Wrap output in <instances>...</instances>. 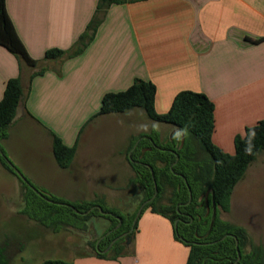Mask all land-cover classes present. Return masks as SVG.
I'll return each instance as SVG.
<instances>
[{
	"label": "crops",
	"instance_id": "crops-1",
	"mask_svg": "<svg viewBox=\"0 0 264 264\" xmlns=\"http://www.w3.org/2000/svg\"><path fill=\"white\" fill-rule=\"evenodd\" d=\"M97 5L98 0H5L19 39L38 65L35 69L21 65L0 46V101L6 83L14 78H21L25 94L2 148L25 174L34 157L53 161L48 132L53 133L67 147L76 146L70 167L60 169L62 173H73L83 160L101 159L107 174L125 175L116 183H101L104 193L74 198L81 202L100 196L115 209L138 205L141 198L140 188L130 184L133 172L126 161L131 138L154 131L165 140L173 128L156 124L142 133L134 126L136 109L95 117L102 97L125 91L135 79L144 80L155 85V110L164 114L178 93H202L214 104L212 143L234 155L235 137L264 120V0H145L113 5L80 55L45 60L49 50L74 49ZM247 39L263 40L254 44ZM42 69L30 81L31 74ZM102 123H125L127 130L121 141L111 137L106 152L93 153L88 138ZM33 134L45 144L44 151L26 157L17 144ZM136 188L139 194H134ZM133 245L132 255L116 261L87 253L70 262L186 264L189 255V248L175 240L169 220L149 209L137 220Z\"/></svg>",
	"mask_w": 264,
	"mask_h": 264
},
{
	"label": "trees",
	"instance_id": "trees-1",
	"mask_svg": "<svg viewBox=\"0 0 264 264\" xmlns=\"http://www.w3.org/2000/svg\"><path fill=\"white\" fill-rule=\"evenodd\" d=\"M139 1L145 0H98L95 16L74 49L70 52L49 50L44 59L61 60L80 55L94 39L99 24L111 6ZM262 40L247 39L254 44ZM0 46L15 56L19 64L31 69L37 67L38 62L28 55L15 31L6 11L5 0H0ZM44 71L42 69L31 74L30 81ZM24 95L22 81L18 77L6 83L0 101V165L20 183L22 215L52 232L69 228L86 231L87 222L92 217L106 219L110 225L103 235L108 231L112 232L97 247V240L90 243V246L96 257L116 261L130 254L126 237L117 240L107 252L102 251L117 236L130 230L139 207L153 197L156 185L157 196L144 206L141 214L149 209L169 220L175 240L189 248L186 264H234L238 254L240 259L237 264H264V248L260 244L252 243L245 228L224 221L219 216L220 212L230 211L234 188L243 179L248 167L264 152V120L247 128L243 136L235 137L234 155H228L212 143L214 104L202 93H178L164 114H158L155 110L156 87L151 82L135 79L125 91L105 94L95 117L141 109L148 120L173 128L165 140L160 139L154 131L131 138L126 161L133 172L130 184L140 188L141 198L134 212L124 215L107 207L99 196L94 200L81 202L46 195L41 198L31 188L33 186L28 179L24 178L22 181L8 166L6 161H10L1 144L8 138L9 129ZM48 134L58 167L67 170L76 154V146L67 147L53 133ZM142 137L145 138L139 141L129 157L135 142ZM189 192L192 198L190 203ZM213 203L216 208L215 215ZM95 206H99L106 214H101ZM91 208L93 209L88 212ZM176 220L179 221L174 229ZM119 221V228L114 230ZM136 229L137 222L129 235L131 239ZM223 237L225 238L222 239ZM0 264H9L4 247H0ZM41 264L72 263L45 260Z\"/></svg>",
	"mask_w": 264,
	"mask_h": 264
},
{
	"label": "rangeland",
	"instance_id": "rangeland-1",
	"mask_svg": "<svg viewBox=\"0 0 264 264\" xmlns=\"http://www.w3.org/2000/svg\"><path fill=\"white\" fill-rule=\"evenodd\" d=\"M134 119V126L140 129L142 133L147 128L155 127L157 124L148 120L141 109H136ZM93 129L95 130L91 132L88 143L89 145L92 144L91 152L95 153L96 151L106 152L107 147L112 143L111 137H116L117 141H121L127 127L125 123H102ZM169 132L170 129H165V133ZM20 135L23 134L18 136ZM27 139L17 145L27 152L26 157L39 156L40 152L44 151L45 144H42L37 134H33ZM18 146L17 148H19ZM263 154L264 152L257 157L255 163L248 167L243 179L234 188L230 211L228 213L220 212L219 216L224 221L245 228L252 243L260 244L264 248ZM102 162L101 159L95 160L93 163H87V160H83L75 166V171L71 174L62 173L54 157L53 161L41 160V157L28 160L31 167L25 171V174L16 168L12 162L11 164L23 178L30 181L32 188L37 193L76 202L74 198H89L96 193H104L100 187L105 186L101 185L105 181L109 180L116 183V179L125 178V175L107 174L102 167ZM0 168L2 169H0V247L5 248V255L9 264H41L45 260L70 262L82 254H94L90 243L95 240L99 241L108 235L109 231L103 235L110 225L108 220L96 216L92 217L87 222L86 231L69 228L68 230L52 232L37 225L21 214L23 202L20 183L15 178L9 177V173L1 165ZM80 181H85L86 185ZM72 183L74 186L71 185ZM138 190L136 188L134 194H139ZM107 207H110L109 203H107ZM135 207H137V203L130 207H116L115 210L117 209L126 215L133 213ZM115 228L118 229L119 226L117 225ZM134 236L132 239H126L129 255L133 254Z\"/></svg>",
	"mask_w": 264,
	"mask_h": 264
},
{
	"label": "water",
	"instance_id": "water-1",
	"mask_svg": "<svg viewBox=\"0 0 264 264\" xmlns=\"http://www.w3.org/2000/svg\"><path fill=\"white\" fill-rule=\"evenodd\" d=\"M145 137H142V138H139L136 142H135V144H134V146H133V148H132V150L129 152V157H130V155H131V153H132V151L137 147V145H138V143H139V141L141 140V139H144ZM7 162V164H8V166L10 167V168H12L13 169V171L15 172V174L22 180V181H24L25 179L23 178V176L20 174V172L10 163V162H8V161H6ZM154 185H155V183H154ZM32 188V187H31ZM33 189V188H32ZM39 194V193H38ZM39 196H41V198H43V196L41 195V194H39ZM157 196V189H156V185H155V192H154V195H153V197L151 198V199H149V200H147V201H145L143 204H141V206L139 207V209H138V211H137V213H136V216H135V219H134V221H133V224H132V227L130 228V230L127 232V233H125V234H123L122 236H119V237H117L116 239H114L112 242H111V244L109 245V247L107 248V250L106 251H108L111 247H112V245L118 240V239H120L121 237H123V236H126L127 234H129V233H131L133 230H134V225H135V223H136V221H137V219L139 218V216H140V214H141V212H142V209L144 208V206L146 205V204H148L149 202H151L155 197ZM191 192H189V200H188V203H190L191 202ZM44 200H46L47 202H50V203H52L51 201H49V200H47V199H44ZM187 203V204H188ZM94 208H96V209H98L99 211H100V213L101 214H106V213H104V212H102L101 211V208L99 207V206H95ZM92 210V209H91ZM91 210H89V212L91 211ZM216 208H215V206H214V203H213V214L215 215V213H216ZM178 221L179 220H176L175 221V223H174V229H176L177 228V223H178ZM120 224H121V222L119 221V224H118V226H120ZM110 233V232H109ZM108 233V234H109ZM230 236V235H229ZM225 237H228V235L227 236H225ZM225 237H223L222 239H224ZM232 237V236H231ZM104 238V237H103ZM103 238H101L99 241H97V244H96V246H98V244H99V242L103 239ZM182 240V239H181ZM236 241V247H237V240H235ZM103 253H105V251L103 252ZM239 259H240V256H239V254H238V258H237V261L234 263V264H237V262L239 261Z\"/></svg>",
	"mask_w": 264,
	"mask_h": 264
},
{
	"label": "flooded vegetation",
	"instance_id": "flooded-vegetation-1",
	"mask_svg": "<svg viewBox=\"0 0 264 264\" xmlns=\"http://www.w3.org/2000/svg\"><path fill=\"white\" fill-rule=\"evenodd\" d=\"M114 230H116V228H114ZM128 231H129V230H128ZM128 231H127V232H128ZM111 232H112V231H110V233H111ZM127 232H124L123 234H125V233H127ZM110 233H109V234H110ZM131 233H132V232H131ZM121 235H122V234H121ZM121 235H119V236H121ZM129 235H130V233L127 234L126 236L121 237V238H125V237H126V239H127V238H130ZM104 237H105V236H104ZM117 237H118V236H117ZM117 237H116V238H117ZM116 238H115V239H116ZM118 240H119V239H118ZM106 250H107V249H106ZM106 250H104V251L107 252ZM104 251H102V253H103Z\"/></svg>",
	"mask_w": 264,
	"mask_h": 264
}]
</instances>
